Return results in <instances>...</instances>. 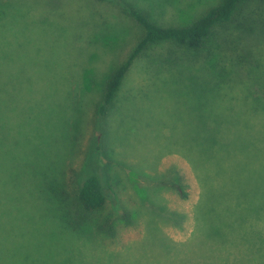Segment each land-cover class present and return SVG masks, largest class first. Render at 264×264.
Segmentation results:
<instances>
[{
	"label": "rangeland",
	"instance_id": "rangeland-1",
	"mask_svg": "<svg viewBox=\"0 0 264 264\" xmlns=\"http://www.w3.org/2000/svg\"><path fill=\"white\" fill-rule=\"evenodd\" d=\"M125 1L163 26L188 25L219 2ZM238 11L199 51L170 42L147 48L100 120L104 83L142 28L112 2L0 0L4 264H205L212 257L218 242L200 233L207 217L200 202L216 186L204 178L205 149L196 145L231 112L234 125L264 145V100L248 76L264 47L251 44L254 35L230 36L245 19L264 20V5ZM95 171L107 200L83 215L72 196ZM254 183L245 182L248 191ZM231 211L241 239L264 230L255 215Z\"/></svg>",
	"mask_w": 264,
	"mask_h": 264
},
{
	"label": "trees",
	"instance_id": "trees-1",
	"mask_svg": "<svg viewBox=\"0 0 264 264\" xmlns=\"http://www.w3.org/2000/svg\"><path fill=\"white\" fill-rule=\"evenodd\" d=\"M95 1L116 3L143 30L134 49L124 61L115 67L104 83L102 98L97 109L100 120L113 104L121 83L135 59L147 48L162 42H170L189 51H199L210 39L215 28L233 24L235 15L243 5L249 3L264 5V0H219L217 4L206 9L188 25L163 26L155 23L147 13L125 0ZM261 19L262 17L245 19L248 22L238 25V33H230V36L234 37V40L244 42L243 39L247 35H254L255 39L251 44L255 48L260 45L264 47V20ZM252 69L253 72L248 75L249 80L262 92L261 100H264V58L259 59V66ZM252 112H256V109ZM260 112L264 113L263 107L260 108ZM231 113L220 114V117L225 119L216 126L205 128V136L197 133V138H200L201 134L204 137V140L196 145L198 150L200 147L205 149L204 161H206L207 169H204L206 171L204 178L206 177L205 180L209 183L214 182L216 186V192L210 194L207 191L201 196L200 202V207L207 208V217H204L200 233L205 236L204 238H215L218 242L217 248L212 252V257L207 259L205 264H264V230L260 227L259 234L241 239L238 228L235 227L238 220L232 217L231 211L235 208L234 214L237 218L240 212L255 215L257 223L259 224L258 221H260V225L263 224L264 145L260 140L261 148H258L250 139L246 129L234 125L238 123L236 117H231ZM228 117L231 119L227 120ZM255 130V128L252 129L253 132ZM196 158L203 160L201 154L196 155ZM253 160L259 162L255 168L252 167ZM94 163H97L96 159ZM251 179L255 183L251 184L248 191L245 182L251 183ZM177 190L182 199L187 198V194L180 185L177 186ZM72 199L78 212L83 215L101 210L107 200L104 177L97 171L85 176ZM218 210L220 216L217 215L215 219L211 217L216 216ZM99 230L101 231V227ZM0 264H4L2 249H0Z\"/></svg>",
	"mask_w": 264,
	"mask_h": 264
}]
</instances>
